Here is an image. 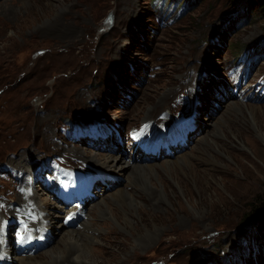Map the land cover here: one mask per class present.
Segmentation results:
<instances>
[{
    "label": "rangeland",
    "instance_id": "1",
    "mask_svg": "<svg viewBox=\"0 0 264 264\" xmlns=\"http://www.w3.org/2000/svg\"><path fill=\"white\" fill-rule=\"evenodd\" d=\"M252 1L0 0V234L17 245V231L34 228L14 193L28 186L37 203L47 197L62 208L58 233L82 219L63 209L84 205L103 250L87 256L97 264H264V233L258 240L245 223L264 205V12ZM146 117L150 131L136 135ZM148 137L156 147H145ZM182 152L212 158L190 156L200 180L178 169L180 183L162 170ZM111 154L155 162L154 174L141 173L135 189L132 167L102 173ZM16 159L27 169L20 177ZM71 179L81 201L58 193ZM117 187L138 206L115 203ZM157 188L166 199L156 212L148 190ZM106 204L114 215L98 211ZM6 207L14 208L7 216ZM124 213L137 225L126 228ZM43 218L35 255L49 263L63 242Z\"/></svg>",
    "mask_w": 264,
    "mask_h": 264
},
{
    "label": "bare ground",
    "instance_id": "2",
    "mask_svg": "<svg viewBox=\"0 0 264 264\" xmlns=\"http://www.w3.org/2000/svg\"><path fill=\"white\" fill-rule=\"evenodd\" d=\"M168 93H167V95H169ZM165 95H166V93H165ZM167 95H166V97H167ZM159 100H162V99L160 98ZM175 106H176L175 104H174V107L172 106V108L170 110L171 112L173 111ZM166 117L167 116H165V118H158L159 120H157V122L158 123H163V122L165 123L166 119H167ZM150 119H151L150 117H146L145 119H143V123H142L141 128L137 130V134L135 133L136 131L133 132V134L141 135V134H146L148 131H150V129H151L150 125L152 123V121H151L152 119L151 120ZM253 124L257 127V123H256V121L254 119H253ZM257 132H259V134L262 135V131L258 127H257ZM151 139L152 138L148 137V140L145 143V147L146 148H148V147H156V143L158 142V140H154L153 141ZM159 140H161L159 142V144L164 142L163 138H161ZM201 151L202 152H207L205 149H201ZM52 152H54V150ZM185 153L186 152L179 153L177 155V158L172 159L171 162L165 163L167 165V167L162 168V170H168V171L172 172L173 177H176L178 182H180V183L182 182V179H181L182 177L177 172L178 169H180L181 171L185 172L187 174V176L190 175L191 179H194L195 181L200 180L199 177H198L199 169L197 168L199 166H197L191 160V157H193L195 159H198L200 161L211 162V163L213 161L212 158H207V157L203 156L201 154V152L199 154H195V155H190L191 152L188 153V154H185ZM149 154L150 153H148V154L146 153L147 156H149ZM73 157H75V155H73ZM12 163L13 164H11V165H13L14 169H20V173L17 175L18 177H20L27 170L25 167L22 166V164L25 163V162H23L21 160H18V159L12 160ZM154 163L155 162L147 161V162L132 164L128 159L122 161L121 158L119 157V155L111 154V155L105 156L104 160L102 161V165L101 166L105 170L104 172H102L103 174H107V173L111 174L113 171L114 172H118L120 170H122V172H124L127 167H132L134 169L133 171L136 172L137 176H135L132 179H130V177H129V179L127 178L128 182L135 189H140V185H141L140 174L143 173V172H146V173L150 174L149 171H151L154 174V168L156 167ZM157 166H159V165H157ZM145 167H147V168H145ZM65 171L66 172H63V175L66 174L67 172H69V173H67L68 178H74L75 177V173L74 172L67 171L66 169H65ZM162 182L164 183V186H166L167 182L165 180H162ZM77 187H78V183L76 181H74L73 179H71L69 181V183H67V182L64 183V184L58 183V193H59V191H61L63 193H66V191H67V193H68V191L73 192L75 194L74 199H78L79 201H81L82 197H81V194L79 193L81 187H79L78 192H74V190ZM21 189L24 192L17 191V192H14V193L16 194V197L18 199L17 201L21 202V204L24 205V207L26 209H28V210L23 209V210L20 211V210L17 209V212L19 213V215H21V214H28V212L30 210H32V215H34V217H36V219H33L34 221H36L35 222V226H34V228L33 227L29 228V230H27V231H21V230L17 231V238H16L17 241H18L17 245L14 243V241H12L10 239L9 231L5 230L4 233L1 232V234H0V245L3 247V249L1 248L2 251L0 250L1 251L0 259L2 261L6 262L9 259L13 258V259H16L18 262H27L29 264H58V263H63V264H97V263H95V261L89 260L87 258V256L90 253H92L93 256L94 255L97 256V254H99L100 252L103 253V250L98 248L99 247L98 243H94V241L96 240L95 239L96 236H94L91 233L92 231L88 232V230L90 231L89 228H93V227H91V225H87L88 222L86 223L87 220H85V218H84L85 215H84V211H83L84 210L83 209L84 205L81 208H78V209H74V208H71V207L68 208V209H63L65 211V216H67L68 218L70 217V215L71 216L73 215V217L74 216H76L78 218L82 217V219L77 224L79 227L71 229L72 227L70 225L69 226H64L65 228L62 229L58 233V230H59L58 228L60 226L63 227V225L66 224V222H67V221H65V222L62 223V222L57 220V218L60 215H62L61 211H59L58 209H62V208H58L57 209L55 207L56 203L53 202L54 199H52V198H50V199L47 198V197L39 198V201L37 203L35 201V198H34L33 194L30 193L31 191H30L28 186L27 187H25V186L21 187ZM204 190H205V188H203V187L199 188V192H201L202 194L204 193ZM163 191L164 190H162V189L160 190L158 188H157V190H154V191L148 190V194L151 197V199H149V200L150 201L153 200L152 205H153L154 209H156L155 210L156 212H157V210L161 209V202L164 201V199H166L165 198L166 194H164L165 191L164 192ZM137 193H140V191L138 190ZM110 194L113 197V201L115 203H121L123 206H127V207H132L134 205L138 206V201L135 200V198H134L135 194L132 191H127V190H125V188L117 187L114 190L110 191ZM101 195L102 194H99V200H103L101 198ZM23 198L25 199L24 201H23ZM54 198H58L57 194H55V193H54ZM167 199H169V198L167 197ZM49 206H52L54 211L48 212V216L43 218V214L45 213V211H48ZM0 207L3 208V205H0ZM13 209L9 208V207H6L4 209L5 216H7L9 213H11L13 211ZM139 209L148 212V214H153L151 212V210H149V209H146V208H143V207H140ZM98 211L100 213H102L103 215H109V214H113L114 215L113 208L110 209L108 204H106L105 208H98ZM123 215H124L123 223L126 225L125 226L126 228L128 227L127 225H129L131 227H132V225H133V227H134V225H137V224H134V223L131 224L132 222L131 223L129 222V220L126 217L125 213ZM49 216H50V223L52 224V222H55L54 223V227H52V228L55 229L58 234H60L63 244L60 247L57 246L54 250L50 251L51 261L49 263H44L42 261V259L36 257V255H35V252H36L35 250H37L39 245H40L39 240L36 238V237H39V236H35V235H37V233L40 234V226H41L40 225V220H42V218H43V220H45ZM115 216L117 217L118 214H115ZM73 223H74L73 220H71V224H73ZM31 225H33V223ZM81 226L83 227V229H82ZM122 227H123V225H122ZM1 228H3V226ZM111 232L117 233L114 229H111ZM43 233H44V231H43ZM43 233H41L40 236H43L44 235ZM3 234H4V236H3ZM127 240L128 239H126V237L124 239H122V241H124V242H126ZM94 244L96 245V247L92 248ZM97 248H98V250H97ZM15 251H17V252L15 253ZM53 255H55V258H54L55 262L51 263ZM117 257H118V252L116 250L115 251H111L109 256H108V260L112 261L114 258H117Z\"/></svg>",
    "mask_w": 264,
    "mask_h": 264
},
{
    "label": "trees",
    "instance_id": "3",
    "mask_svg": "<svg viewBox=\"0 0 264 264\" xmlns=\"http://www.w3.org/2000/svg\"><path fill=\"white\" fill-rule=\"evenodd\" d=\"M252 2L254 7L264 12V0H253ZM245 218V223L254 224V226L259 230V234L257 233L259 238L257 239L260 240V235L264 233V205H260L259 208L254 207L251 209L249 215Z\"/></svg>",
    "mask_w": 264,
    "mask_h": 264
}]
</instances>
